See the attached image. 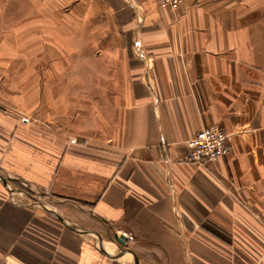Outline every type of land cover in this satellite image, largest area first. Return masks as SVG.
I'll return each instance as SVG.
<instances>
[{
	"label": "crops",
	"instance_id": "crops-1",
	"mask_svg": "<svg viewBox=\"0 0 264 264\" xmlns=\"http://www.w3.org/2000/svg\"><path fill=\"white\" fill-rule=\"evenodd\" d=\"M0 264H264V0H0Z\"/></svg>",
	"mask_w": 264,
	"mask_h": 264
},
{
	"label": "built area",
	"instance_id": "built-area-1",
	"mask_svg": "<svg viewBox=\"0 0 264 264\" xmlns=\"http://www.w3.org/2000/svg\"><path fill=\"white\" fill-rule=\"evenodd\" d=\"M164 5L177 8L181 0H161ZM28 122L27 117L22 118ZM231 153L230 139L228 132L219 124H211L200 129L187 142V153L185 160L188 162L207 165L218 161L220 158L228 156ZM130 240L135 237L128 234Z\"/></svg>",
	"mask_w": 264,
	"mask_h": 264
},
{
	"label": "rangeland",
	"instance_id": "rangeland-1",
	"mask_svg": "<svg viewBox=\"0 0 264 264\" xmlns=\"http://www.w3.org/2000/svg\"><path fill=\"white\" fill-rule=\"evenodd\" d=\"M108 40H109L108 44H109L110 49L115 48L116 41H118V44H122L125 47V49H124V51H121V52H111L110 51V52L104 53V54H102L103 56H102L101 60H104L107 62H112V61H117V60L129 62L130 57H131V50H130L131 43L129 41H125V39H123V41L120 42L122 39L117 38V37H110V38H108ZM47 41H49V38H46V44H49V42H47ZM61 55H63V57L66 60H69L70 56H72L74 59L75 54L61 53ZM85 55H86L88 60H94V59L97 60L98 58H96V56L99 55V53L98 54H93V52L92 53L91 52L77 53L76 54L77 60L78 61L81 60ZM82 60H84V58ZM78 71L81 72L84 70L80 69ZM91 71L95 74V73H97V71L99 72L100 70H97L94 68ZM108 71L112 73L115 71V69L109 68Z\"/></svg>",
	"mask_w": 264,
	"mask_h": 264
},
{
	"label": "water",
	"instance_id": "water-1",
	"mask_svg": "<svg viewBox=\"0 0 264 264\" xmlns=\"http://www.w3.org/2000/svg\"><path fill=\"white\" fill-rule=\"evenodd\" d=\"M117 240H118L120 243L124 244L125 241L127 240V238H126L125 236L122 235L121 237H117Z\"/></svg>",
	"mask_w": 264,
	"mask_h": 264
}]
</instances>
